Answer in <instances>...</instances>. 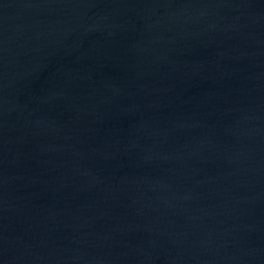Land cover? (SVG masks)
I'll return each mask as SVG.
<instances>
[{"label": "water", "instance_id": "water-1", "mask_svg": "<svg viewBox=\"0 0 264 264\" xmlns=\"http://www.w3.org/2000/svg\"><path fill=\"white\" fill-rule=\"evenodd\" d=\"M0 264H264V0H0Z\"/></svg>", "mask_w": 264, "mask_h": 264}]
</instances>
